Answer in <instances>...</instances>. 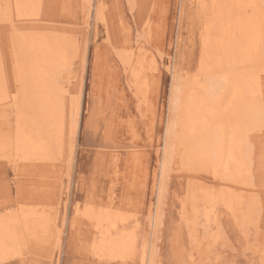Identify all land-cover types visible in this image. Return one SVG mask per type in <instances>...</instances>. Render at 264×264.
<instances>
[{
	"label": "rangeland",
	"instance_id": "1",
	"mask_svg": "<svg viewBox=\"0 0 264 264\" xmlns=\"http://www.w3.org/2000/svg\"><path fill=\"white\" fill-rule=\"evenodd\" d=\"M197 3L198 0H91L92 9L87 13L81 0H38L34 11L22 15L11 10L10 20L0 21V74L10 94L18 87L13 77L10 37L15 32L11 23L24 28L17 34H57L74 46L69 67L59 73V81L67 82L70 92L66 97L68 115L60 158L19 159L13 116L8 117L11 128L0 120V218L9 215L18 226L20 219L25 228L19 232L24 235H17L24 240H17L19 246L14 247L16 251L22 247L17 251L19 255L2 257L0 264H147L146 259H141L142 251L151 259L150 264H264L262 119H258L260 127L248 137L250 184L245 186L214 176V171H219L213 167L212 159H194L186 140L181 144L186 153L190 150L184 155L190 164L185 163L183 153L173 148L177 145L185 152L180 143L176 144L184 140L181 134L185 121L180 113L175 115L180 120H173L177 128L172 126L174 136L171 134L168 146H162L165 126L174 117L168 114L172 75L180 86V98L193 80L206 83L200 68L208 60L202 43L208 16ZM98 4H103L102 20L94 17ZM3 8L4 2L0 1V14ZM263 45L261 63L247 70L251 68L259 74L264 96ZM119 54L129 61L123 63ZM75 97L79 110L75 134L69 139V99ZM214 114L219 117H211V121L222 118V123H227L226 112ZM243 120L241 125L228 122L224 126L236 134V128L244 133L247 130L243 125L249 127L250 123L247 117ZM220 137L226 143L228 130ZM228 143L225 147L231 148ZM161 158L164 162L160 173ZM228 188L230 192L234 189L233 197L241 191L238 196L245 199L243 216L239 206L231 212L216 203L212 216L216 223L206 222L203 215L207 207L202 201L193 205V210L186 204L182 215V203L189 202L191 191L228 193ZM251 200L257 206L250 208L247 202ZM105 216L107 219L99 220ZM207 234L217 239L212 242ZM121 235L131 236L127 238L134 241L133 253H108L107 244L115 240L113 248Z\"/></svg>",
	"mask_w": 264,
	"mask_h": 264
},
{
	"label": "bare ground",
	"instance_id": "2",
	"mask_svg": "<svg viewBox=\"0 0 264 264\" xmlns=\"http://www.w3.org/2000/svg\"><path fill=\"white\" fill-rule=\"evenodd\" d=\"M0 1L4 2V8L0 14V21H8L10 20L9 14L11 10L16 11L17 14H28L32 10L34 11V4L38 0ZM81 1L85 4L84 8L87 13H90L92 9L91 0ZM224 1H226V3ZM197 4L201 7L203 6V13L207 14L209 17L205 19V32L202 40L203 48L206 49L205 52L208 55V57L206 56L208 60L206 59V63L200 68V71H204L205 74L202 75L203 72L199 73L203 76L206 83H202L199 79L193 80L189 88L185 87L184 94L182 91L181 96L182 94L183 96L180 98L178 94L181 92V89H179L180 86L176 84V77L172 75L171 81L173 82V86L170 92L171 95L169 96L168 114L171 113L174 117L170 118L169 123L165 126L162 146L163 149L166 147V144L168 146V140L172 134L173 120L177 117H175V115L180 113L185 121V129L183 134H181L184 140H182L183 142L178 141L176 144L180 143V145H182L186 140L185 143L188 142L190 144L189 149H192V153H194V159L198 158V161H203L208 158L212 159L213 167L219 171L218 174L214 171V176H219L225 180L245 186L250 184V180L248 182V179H250V151L247 149V146H250V144L248 142V137L249 134L254 131L253 129H256L257 126L260 127L258 119H262L261 122L264 124V96L259 74L255 71L253 72L251 68L247 70V68L251 66L259 65L262 61L260 49L264 43V0H198ZM102 5L98 4L94 8V17L96 20H102ZM10 25L11 30L15 32L13 37H10V43L11 47H13L11 53L12 59L14 60L13 69L15 76L13 77H15L14 79H16L18 87L16 90L14 89V93L10 94L6 88L5 80L3 81L0 74V120L4 121L3 123H6L8 128H11V126H9L10 120L8 117L10 115L13 116L12 130L17 144L15 145L17 148L16 156H19V159L24 161L28 160V158L29 160L37 161H56L60 158L63 148L66 115H68L66 111V97L70 96V92L67 89L68 83L59 81V73L69 67L70 57L74 56L73 51H71L74 49V46L70 41L66 40V37L61 35L56 34L51 36L48 34H36L32 33V31L21 35L17 34V32L19 29L24 28H20L12 23ZM205 52L203 58H205ZM262 53L264 54V51ZM119 55L123 63L125 60L129 61V58L124 57L122 54ZM208 87L210 91L207 93ZM219 101H222L223 105ZM78 110V98H70L68 110L69 123L67 122L69 139L73 138L76 131ZM220 111L226 112L227 118H225L227 123L234 122L236 126L241 125L240 122L243 124V119L247 117L249 119L247 122L250 123L248 124L249 127H246L245 124L243 125L245 128L243 130L247 131L242 133L239 128H236V134L234 130L226 129L224 126L225 123H222L225 122V120L222 121V118L221 120L215 118V121H211V117L215 116L214 113ZM217 116L219 117V115L215 117ZM176 119H179V117ZM183 126L184 125L181 127ZM173 128L175 129L176 126H173ZM226 130H228L229 138V143L227 145H231V148L225 147L228 141H226V143L221 141L222 137L220 136ZM248 131L250 133L247 134ZM177 132L179 133L180 131ZM174 134H172V136H174ZM223 137H226V135ZM70 141L71 140L68 142L69 151L72 148ZM231 141H234V143H231ZM10 142L12 145L13 141L10 140ZM7 143V145L10 144L9 142ZM174 147L178 152L180 150V153H183L184 161L188 164L190 161L189 159H185V156L190 150L188 151L187 149L188 152L186 153V148H184V146L183 149H185V152L180 149L182 148L180 146L179 149L177 145H174L173 148ZM234 150L236 152H234ZM161 162H164V158H161L159 162L160 173L162 172ZM208 164L209 163H207V165ZM176 165V171L179 172L180 162L177 161ZM183 166L181 168H183ZM196 168H198L197 165ZM186 169L188 170V168ZM233 190L231 192H234ZM194 191H191L189 194V202L182 203V215H185L184 208L186 204L193 210V205L195 206L198 201H202L205 207H207L203 215L206 222L216 223L214 220L215 215L212 217L216 203L224 205L225 208L231 212L235 207L237 208L239 206L241 211H239V213L242 216L244 214V212H242V205L244 206L243 200L245 199L241 195L238 196L241 191L237 193V197L231 196L229 188L227 191L228 193H224L223 190L212 192L208 189H198ZM188 192L189 190L187 194ZM254 202L255 201L251 200L247 202V204L250 203L249 207L252 208L257 206ZM32 215H34V213H32ZM248 215L249 214H247V216ZM37 216H39V214ZM31 218L28 219L31 220ZM0 219V258H2L11 254H16L18 253L17 251L22 248L19 247L16 251L14 247L19 244H17V240H19L17 235H24H21V231H24L23 229L25 228L21 226L22 222H20V219L19 223L21 224L18 226L9 215L1 216ZM34 219L36 218L34 217L33 220ZM103 219H107L106 216L105 218H99V220ZM153 219L156 220L155 216ZM185 222L188 223V220L186 219ZM28 227H31V225ZM31 228L33 230V227ZM193 232L194 230L192 229L190 232L191 235L194 234ZM47 237L49 238V236ZM119 237L116 245H120L117 248L116 245L112 248L111 243L115 240H110L106 246V251L114 256H125L133 253L134 248L132 246L134 245V241L133 239L127 238H131V236L124 237L121 235ZM207 237L212 242L217 239L213 234H207ZM191 238L195 240L196 237ZM21 240L23 241L24 239ZM145 253L146 252L142 251L141 259H146V263L150 264L151 259H147L148 257H146ZM21 255L20 253V256Z\"/></svg>",
	"mask_w": 264,
	"mask_h": 264
}]
</instances>
